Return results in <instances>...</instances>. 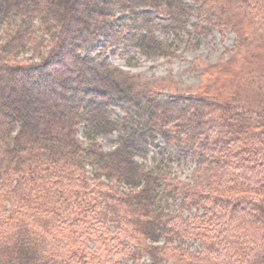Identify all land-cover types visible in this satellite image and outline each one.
Masks as SVG:
<instances>
[{
  "label": "trees",
  "instance_id": "1",
  "mask_svg": "<svg viewBox=\"0 0 264 264\" xmlns=\"http://www.w3.org/2000/svg\"><path fill=\"white\" fill-rule=\"evenodd\" d=\"M87 2L73 25L72 0H0V264H264V0ZM214 28L236 45L193 94L162 97L94 54L103 40L169 58Z\"/></svg>",
  "mask_w": 264,
  "mask_h": 264
},
{
  "label": "rangeland",
  "instance_id": "2",
  "mask_svg": "<svg viewBox=\"0 0 264 264\" xmlns=\"http://www.w3.org/2000/svg\"><path fill=\"white\" fill-rule=\"evenodd\" d=\"M95 2L96 1H94L91 6L95 5L97 7L98 4ZM63 3L64 2H61L60 4ZM87 3V0H72L71 10H69L68 7L64 10V21L76 25L87 18L90 13L89 11V13L86 14V12H88ZM68 4L70 6V1ZM68 4L67 2L65 3V5ZM74 4L75 7L73 6ZM77 17L80 20L76 19ZM209 18L210 15L206 14L204 17L206 21L204 23L206 25L207 23L209 24ZM192 21H194L193 18ZM111 24L116 26L118 23L114 21ZM191 28L190 26L188 31H192ZM158 35L162 39L173 41V36L166 37L161 33H158ZM235 45L236 35L234 33L231 31L220 33L217 28H214L207 36L196 37L185 32L177 41H174V55L169 58H148L140 55L136 50L130 52L128 50H122L111 41L106 46L103 40H98L95 42L93 48L96 57L102 54L104 57L108 58L114 66L133 75V79L142 87L146 86V88L150 89L152 92L162 97H167L175 94L188 95L197 92L199 87L203 84L201 67L204 64L216 63L221 58L227 59L230 54V49ZM31 55L32 53L28 52L23 55L24 57H19L18 60L28 58ZM22 85L26 92H30L32 95L38 94V92L36 93V87L29 85L27 81ZM115 110L119 113L122 112L119 108H115ZM82 131L81 128L79 136L82 140H85ZM111 138L112 137H101L99 139L106 150H110L114 147L109 141ZM157 143L161 147L166 148L163 164L164 167L170 171L172 176L177 177L183 182L194 183L193 171L196 167L194 160L190 156L186 157L181 154L176 144H166L161 138H159ZM154 152L155 150L152 149V153ZM152 153L150 157L153 156ZM148 163L150 164V161H148ZM169 204L172 211H179L181 208L179 200H170ZM186 213L187 212H185V214ZM182 245L192 250L196 248V243H194L193 240H184ZM117 255H119V260L122 262L121 264H134L132 261L122 258L121 254ZM149 259V257H145L137 264L149 262ZM162 264L171 263L163 262Z\"/></svg>",
  "mask_w": 264,
  "mask_h": 264
},
{
  "label": "bare ground",
  "instance_id": "3",
  "mask_svg": "<svg viewBox=\"0 0 264 264\" xmlns=\"http://www.w3.org/2000/svg\"><path fill=\"white\" fill-rule=\"evenodd\" d=\"M78 1V0H77Z\"/></svg>",
  "mask_w": 264,
  "mask_h": 264
}]
</instances>
